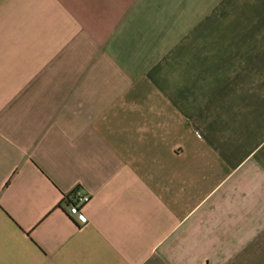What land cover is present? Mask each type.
<instances>
[{"label": "crops", "instance_id": "obj_1", "mask_svg": "<svg viewBox=\"0 0 264 264\" xmlns=\"http://www.w3.org/2000/svg\"><path fill=\"white\" fill-rule=\"evenodd\" d=\"M0 264H264V0H0Z\"/></svg>", "mask_w": 264, "mask_h": 264}, {"label": "built area", "instance_id": "obj_2", "mask_svg": "<svg viewBox=\"0 0 264 264\" xmlns=\"http://www.w3.org/2000/svg\"><path fill=\"white\" fill-rule=\"evenodd\" d=\"M91 196L78 193L70 205L69 214L75 217L84 210V208L90 203Z\"/></svg>", "mask_w": 264, "mask_h": 264}]
</instances>
